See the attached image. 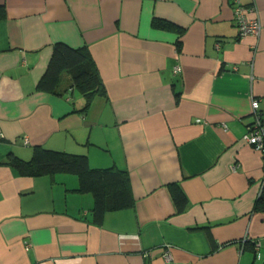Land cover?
<instances>
[{
  "label": "crops",
  "instance_id": "crops-1",
  "mask_svg": "<svg viewBox=\"0 0 264 264\" xmlns=\"http://www.w3.org/2000/svg\"><path fill=\"white\" fill-rule=\"evenodd\" d=\"M242 2L264 26V0ZM57 41L95 62L86 108L66 71L36 88ZM253 99L264 115V29L238 36L231 0H0V264H264ZM35 146L127 169L134 205L95 223L76 174L5 163Z\"/></svg>",
  "mask_w": 264,
  "mask_h": 264
},
{
  "label": "trees",
  "instance_id": "trees-1",
  "mask_svg": "<svg viewBox=\"0 0 264 264\" xmlns=\"http://www.w3.org/2000/svg\"><path fill=\"white\" fill-rule=\"evenodd\" d=\"M152 25L176 30L178 33L176 47L180 50L183 27L159 18H153ZM63 71L70 74L72 85L83 93L84 108L89 105L95 94L104 93L97 67L86 47H72L63 41L53 43L51 57L36 88L57 93ZM5 163L14 167L21 175L35 176L57 172L76 174L79 180L77 190L91 193L93 196V221L98 224L106 212L132 207L135 202L127 169L113 166L92 167L85 154L35 146L29 159L9 155ZM175 199L177 208L181 210L185 205L183 195L178 197L175 194Z\"/></svg>",
  "mask_w": 264,
  "mask_h": 264
},
{
  "label": "built area",
  "instance_id": "built-area-1",
  "mask_svg": "<svg viewBox=\"0 0 264 264\" xmlns=\"http://www.w3.org/2000/svg\"><path fill=\"white\" fill-rule=\"evenodd\" d=\"M231 2L238 36L245 37L252 35L258 37L264 26H262L255 6L245 5L242 0H231ZM179 70V66L174 67V72H178ZM243 140L258 150L262 157H264V115L260 111L259 100L257 99L251 101V120L246 127ZM25 141H27L26 138ZM261 187L264 189V175H262ZM163 257L168 260L170 255L168 252H165Z\"/></svg>",
  "mask_w": 264,
  "mask_h": 264
}]
</instances>
